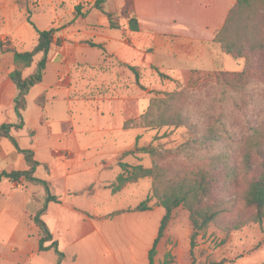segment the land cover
<instances>
[{
    "label": "rangeland",
    "instance_id": "obj_1",
    "mask_svg": "<svg viewBox=\"0 0 264 264\" xmlns=\"http://www.w3.org/2000/svg\"><path fill=\"white\" fill-rule=\"evenodd\" d=\"M232 1L226 0L225 7L227 6V14L230 8L236 3V0ZM94 2L95 0H10V4L12 3V12L15 13V18L19 19L21 23L22 35L17 37L13 33L10 36L11 31H5L2 28V30L0 29V43L5 47H15L18 50L32 49L37 43L38 34L35 32L32 24L28 22L27 17L29 15L42 28H56L57 31L54 35L55 42L52 45L50 54L52 56L56 55L57 57L59 55L63 56V61L61 62L62 65L60 63L58 64L60 67L53 70L54 81L52 84L65 83L63 85L67 92L64 98L65 100L55 93L58 91L56 85L53 89L54 99H51L49 94L47 96V93L43 92L45 95L44 107L35 100L42 108L43 114L41 119H38L39 123H33V119L35 117L37 118L36 115L39 113V107H37L34 101V96L39 92V88L32 90L28 98L29 104L26 111L28 129L25 128L24 132L15 129L12 130L20 144L23 147H27L29 146V140L35 142L38 138L42 144L41 132L43 128L47 127V124L54 131L95 129L104 123L102 115L105 116V119L107 118L110 126H119L122 129L121 145L123 148H133L136 143L139 146L162 144L167 148H174L189 141L192 133L187 125L180 127L165 126L162 128H148L142 127L138 123H131L129 127H125V123L127 120L139 118L148 108L152 97L163 96L166 92L187 89L186 85L192 71L185 72L187 67L200 68L203 72H212L215 70L240 71L245 65V60L243 58H234L230 54L223 52L219 44L212 42L211 44L202 45L205 48L203 55H197L194 58L189 57L186 63L179 62V60L175 59L176 62L172 61L173 67L169 68L166 66L164 72H166L169 78L160 76L153 66L145 67L138 65L139 67L137 68L141 73V78L137 82L135 74L127 66L122 64L126 62L120 61L109 51L111 48L118 47L119 43L117 41L115 43L114 41L112 45L109 42L105 44L109 49L108 53L97 48L99 49L98 52L102 54V56H99L100 60L103 58L102 63L96 62L93 65L83 63L82 59H79L78 54L88 47V41L105 43L104 38L101 37V33L98 36H93L91 33L92 28H101L102 26L96 21L106 19L107 17L102 12L92 8ZM133 3V0H108L105 8L125 21L136 12L135 4ZM78 4L82 5V12L89 10L90 13L88 16H76L75 8ZM206 10L205 6H203L201 14L195 13L194 17H206L208 13ZM3 19H0V24H3ZM91 19L95 21H90ZM0 27L2 26L0 25ZM120 29L125 32L129 31L127 27ZM212 29L211 26L209 29L205 28L203 30L205 34H211ZM103 31L105 30H100V32ZM201 44L202 42L200 41H193L195 47ZM195 52L200 54L198 48H195ZM91 56L92 60L96 59L95 56ZM166 60L170 61L169 59ZM35 64L25 71V75L34 71ZM12 69V53L2 51L0 47V84H6L10 80L9 72ZM258 84L251 91L257 101V107L250 112L252 115L251 121L257 124L263 122L264 124V78ZM85 85L87 86L85 87ZM1 92L2 86H0V96ZM216 93V89L207 85L197 89L191 102L193 104L190 105L193 112L196 113L199 110L206 109V106L213 101ZM55 100H60V102L57 104ZM214 106H217V109H226L217 103H214ZM211 113L212 111L210 114L207 112L205 118L196 119V121L202 123L203 121H207L209 116L217 114L214 113L211 115ZM228 115L229 121L235 126L237 133L234 132L236 134L232 137L228 135L221 139L219 147L206 148L192 158L183 155L175 158L160 159L159 162L162 165L172 168H183L195 163L203 156H211L221 150L231 152L233 156L238 155L240 153L238 140L243 130L249 128V125L239 114L228 113ZM18 121L19 119L14 107L11 112V108L7 104L6 107L0 104V124L2 122ZM41 125L44 127L41 128ZM137 135H140L138 141L136 140ZM81 139H90L97 143L103 140V138L97 136L87 138L82 134ZM54 153L62 159L67 158L71 154L61 149L55 150ZM35 155L37 158V154ZM119 160L131 164H142L145 167H151L154 162L151 155L144 153L128 156L121 154L115 158L113 161L114 164L117 165ZM23 162H25L24 156L18 153L11 141L6 138L0 139V173L3 170L11 171L21 169ZM37 175L44 177V172L41 171ZM86 181V176L79 178V189L84 188ZM9 184L11 186L8 189ZM109 185L111 183L101 185V187L109 189L106 193H103L104 198H101L102 200L89 199L86 203L88 205L95 204L100 209L109 212L119 207L125 208L126 206H130L131 208L134 203L142 202L152 194V179L150 177L140 179L139 184H128V188L125 187L113 195L112 189L108 187ZM0 186L1 208H10V206L15 204L22 205L27 200L28 194L32 192L30 195L31 202L27 205V210L30 212L34 211L35 215L39 208L33 211L31 209L36 206L37 202L35 200H39V197L33 191L36 190L34 188H37L43 193L40 185L24 180L10 181L5 178ZM220 186V191L225 192L230 191L235 193L240 189L234 184L225 183L224 180ZM96 188L100 187L92 184L87 188V192L93 193ZM11 193H15V195L11 196ZM148 205L155 210L147 220L151 222L155 221L158 229L165 209L163 206H160L159 209L157 208L158 203L155 198H152L148 202ZM34 215L31 214L30 218H33ZM225 219L228 218L225 217ZM191 230L188 210L182 207L177 208L174 218L159 242L155 264H193L194 260L196 264H210L213 261H223L224 264L264 263V224L250 223L228 233L216 225H211L199 236L198 246L195 248L194 253L191 252L190 247ZM13 233H16L17 241L11 243L10 238ZM31 234H33L32 231L29 232V235ZM31 246L33 244L27 241L25 225L23 223H20L18 226L13 218L6 217V215L0 219V264H13L18 250H29ZM106 250L105 248L102 253H106ZM80 251L81 256L86 259L93 256L92 250L88 246L80 249ZM55 256L54 251L37 253L32 258V264H54Z\"/></svg>",
    "mask_w": 264,
    "mask_h": 264
},
{
    "label": "trees",
    "instance_id": "obj_2",
    "mask_svg": "<svg viewBox=\"0 0 264 264\" xmlns=\"http://www.w3.org/2000/svg\"><path fill=\"white\" fill-rule=\"evenodd\" d=\"M108 0H95L92 8L107 16L110 28L120 29L127 27L131 31L140 30V19L133 13L125 21L116 14L108 11L105 4ZM134 1V0H133ZM135 4V2L133 3ZM76 16L86 17L88 12H82V5L75 8ZM29 23L36 29L38 40L30 50H18L15 47H5L0 43L2 51L12 53L13 69L9 78L16 86L14 110L18 122H3L0 124V139L11 141L19 154L24 156L26 169L3 170L0 173V183L3 179L19 181L24 178L27 182L41 185L45 192V200L35 215L34 221L40 228L39 251L53 250L57 255L55 264H62L66 253L61 250L59 242L44 220L51 201L59 202L60 197L53 194L50 182L37 176V169L41 162L36 158L35 151L23 148L12 130L24 128L26 121L24 111L28 104V95L32 88L40 84L45 76L49 54L55 41L56 28L39 29L28 16ZM213 41L219 44L221 50L236 59L243 58L245 65L240 71L215 70L203 72L192 69L187 82V89L166 92L163 96L151 98L148 108L139 118L127 120L125 127L131 123H138L142 127L162 128L165 126H189L192 136L189 141L174 147L167 148L162 144L135 147L123 153V156L138 153L149 154L154 162L151 167L142 164H131L119 160L122 172L109 185L113 193L123 189L130 183L142 178L152 179V194L136 207L115 210L105 217L110 218L128 211L148 210V202L155 198L158 205L163 206L165 213L161 219L157 237L149 251V264H155L158 245L175 216L177 208L182 207L189 212L191 222L190 247L194 253L198 246L199 236L211 225L218 226L225 232L238 230L250 223L264 224V124L251 121V111L257 107V101L252 88L264 78V0H236L230 8L225 22L215 34ZM93 46L106 52L102 43L88 41ZM39 57L37 60L36 58ZM35 64L32 73L25 75V71ZM127 66L139 82L141 73L136 66L122 63ZM160 76L169 78L157 66H153ZM205 85L216 89V95L206 106V109L193 112L190 105L197 89ZM37 103L44 107V93L36 98ZM217 103L226 109L214 106ZM202 123L196 119L205 118ZM199 113V114H198ZM228 113L239 114L245 119L249 128L243 130L238 140L240 153L233 156L224 150L217 154L203 156L195 163L183 167L172 168L162 165L159 160L179 156L195 157L206 148H217L221 139L231 137L237 133L229 121ZM236 132V133H234ZM233 133V134H232ZM140 135L137 137V141ZM239 187L238 191H220L222 181ZM227 217L228 219H225ZM195 263V260L193 261ZM210 264H224L223 261H213ZM264 264V263H263Z\"/></svg>",
    "mask_w": 264,
    "mask_h": 264
},
{
    "label": "crops",
    "instance_id": "obj_3",
    "mask_svg": "<svg viewBox=\"0 0 264 264\" xmlns=\"http://www.w3.org/2000/svg\"><path fill=\"white\" fill-rule=\"evenodd\" d=\"M134 2L136 13L140 19L139 31L129 30L125 32L121 29H112L106 17V19L96 21L102 26L101 28H92L91 33L93 36H98L101 33L105 47V44H108L107 42L112 45L114 41L115 43L117 41L119 43L118 47L110 50L106 47V52L108 53V50L111 51L113 56L120 61L136 67L157 66L162 72H164L166 66L169 68L173 67L172 61L176 62L175 59L186 63L189 57L194 58L197 55H203L205 48L202 45L214 42L215 32L223 26L227 17L226 0H134ZM203 6L207 9V16L204 18H201V16L194 17L195 13L201 14ZM87 12L86 16L90 13L89 10ZM0 19H3V24H0L2 26L0 27L1 30L3 28L5 31H11L10 36L13 33L17 37L22 35L21 23L19 19L15 18V13L12 12L10 0H0ZM90 21L95 20L91 19ZM36 26L39 29H45L39 23ZM211 26L213 28L211 34H205L203 29H209ZM101 29L106 32H100ZM34 30L37 33L35 28ZM193 41H200L202 44L195 47ZM195 48L200 50V54L195 52ZM98 51L97 47H93L88 43V47L83 52H80L78 57L86 64L102 63L103 58L102 60L99 59L102 54ZM91 55L95 56L96 59L92 60ZM62 57L49 54L44 79L40 84L32 88V90L39 88V92L34 96V101L43 92H46L47 96L49 94L51 99H54L53 89L55 85L58 89L55 93L65 100L67 93L63 85L65 83L52 84L54 81L53 70L60 67L59 63L62 65ZM192 69L196 68L187 67L185 72ZM0 86H2L0 104L4 105V107L7 104L12 112L14 97L17 93L16 86L11 79L6 84H0ZM55 101L57 104L60 102V100ZM36 105L40 110L38 109L39 113L36 115L37 118L33 119V123H39L38 119H41L43 114L42 108L37 103ZM122 109L124 110V108ZM26 111L27 108L24 111L27 124H25L24 128L17 131L24 132L25 128L28 129ZM102 116L104 123L95 129L54 131L47 124V127L42 129V136L40 134L43 139L42 144L39 138L35 142L29 140V146L27 147H23L20 144L23 148H31L35 151L37 159L41 162L36 174L43 171L44 177L41 178L50 182L53 194L61 199L59 202L51 201L49 203L43 218L49 225L54 238L59 242L61 250L66 253V259L62 264H149V251L157 237L160 226L158 225L157 229L155 221L147 220L155 210L154 208L128 211L106 218L107 214L115 210L130 208V206L119 207L107 212L95 204L88 205L86 203L89 199L99 200L104 198L103 193H106L109 189L101 187V185L112 184L122 172L120 165H115L113 161L124 152L135 147L123 148L121 145L122 129L119 126H110L107 118L105 119V116ZM42 127L44 126L41 125ZM12 134L14 135L13 131ZM81 134L87 138L97 136L103 138V140L99 143L90 139L83 140L81 139ZM138 136H136V140ZM15 137L17 138V136ZM60 149L71 154L67 158L62 159L54 153L55 150ZM26 168L27 163L25 161L21 170ZM82 176H86L87 181L84 188L79 189L78 180ZM21 180L26 181L24 178ZM92 184H96L100 188H96L93 193H89L87 188ZM134 184H139V181L130 183V185ZM9 186L11 184L8 185V189ZM125 187L128 188V185ZM34 189L36 190L33 193L37 194L39 200H35L37 203L35 202L36 206L31 209L32 211L41 208L45 200L43 187V193H41L40 189ZM31 193L28 194L27 200L22 205L15 204L6 209L0 207V219L6 215V217L13 218L18 226L23 223L27 241L33 244L29 250H18L13 264H32V258L37 253L53 251H39L40 228L36 225L34 217L30 218L31 214L34 215V211L30 212L27 210V205L31 202ZM14 195L15 193H11V196ZM139 203L140 201L134 203L131 207H136ZM157 208L159 209L160 205ZM153 217L155 216L153 215ZM31 231L33 234L29 235ZM16 241V233H13L10 242ZM86 246L93 253V256L87 259L82 257L80 253V249ZM105 248L107 252L102 253ZM54 259L56 263L57 255Z\"/></svg>",
    "mask_w": 264,
    "mask_h": 264
}]
</instances>
